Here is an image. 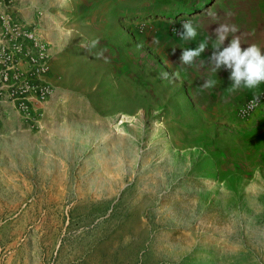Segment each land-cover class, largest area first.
Segmentation results:
<instances>
[{
    "label": "rangeland",
    "instance_id": "374dc122",
    "mask_svg": "<svg viewBox=\"0 0 264 264\" xmlns=\"http://www.w3.org/2000/svg\"><path fill=\"white\" fill-rule=\"evenodd\" d=\"M15 1L48 34L52 95L0 106V264H264V105L196 117L171 77L216 0Z\"/></svg>",
    "mask_w": 264,
    "mask_h": 264
},
{
    "label": "crops",
    "instance_id": "0c3cea01",
    "mask_svg": "<svg viewBox=\"0 0 264 264\" xmlns=\"http://www.w3.org/2000/svg\"><path fill=\"white\" fill-rule=\"evenodd\" d=\"M82 9V5L74 6L63 20L64 27L71 31L68 39L75 45L84 40L82 28L89 21L88 18L81 17ZM209 12L214 16L209 15ZM191 20L197 26L198 35L195 39L177 43L176 62L171 63L175 67L171 68V77L178 82L177 95L187 108L192 110L194 116L211 121L227 120L236 105L263 90L264 83L255 89L241 87L240 90L232 92L230 70L222 66L217 72L211 71L208 58L216 42L214 30L221 23L235 24L239 29L237 35L241 38L242 49L254 43L264 50V0H216L209 5L206 12ZM230 40L231 34L224 46H227ZM205 41L207 48L191 66L180 63L179 58L184 49L195 48ZM179 53L181 54L178 56ZM201 61L204 63L201 64ZM208 79L215 80L216 84L213 88L203 89L201 85Z\"/></svg>",
    "mask_w": 264,
    "mask_h": 264
},
{
    "label": "built area",
    "instance_id": "2783aa9c",
    "mask_svg": "<svg viewBox=\"0 0 264 264\" xmlns=\"http://www.w3.org/2000/svg\"><path fill=\"white\" fill-rule=\"evenodd\" d=\"M21 12L15 0H0V96L6 95L0 106L26 115L35 103H45L52 95L47 82L51 53L46 30ZM256 94L258 107L248 108L254 94L245 98L234 108L237 118L247 120L264 105V89Z\"/></svg>",
    "mask_w": 264,
    "mask_h": 264
},
{
    "label": "clouds",
    "instance_id": "9594fccd",
    "mask_svg": "<svg viewBox=\"0 0 264 264\" xmlns=\"http://www.w3.org/2000/svg\"><path fill=\"white\" fill-rule=\"evenodd\" d=\"M209 15L213 13L209 12ZM238 27L232 23H221L214 30L216 42L213 44V51L208 58L211 65V71L217 72L222 66L230 70L229 79L231 81V91L240 90L241 87L247 89H255L261 83H264V50L260 46L252 43L246 48L241 47V38L237 33ZM231 34V40L224 46L226 39ZM178 35L185 41L195 39L198 35L197 26L191 19L185 20L181 24V30ZM99 45V38L92 39L89 44L81 45L86 49H94ZM207 48V42H201L195 48H188L182 51L180 63L191 66L197 57H199ZM105 49H100L95 53L96 58L104 59ZM201 64L204 62L201 61ZM167 78V73L162 74ZM216 84L215 80L208 79L201 85L203 89L213 88ZM260 103V95L254 94L253 99L248 102V108L255 109Z\"/></svg>",
    "mask_w": 264,
    "mask_h": 264
}]
</instances>
